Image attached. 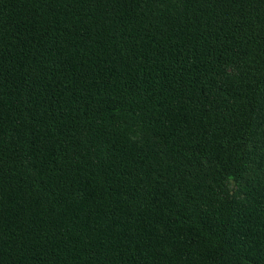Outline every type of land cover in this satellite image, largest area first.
<instances>
[{
  "label": "trees",
  "instance_id": "obj_1",
  "mask_svg": "<svg viewBox=\"0 0 264 264\" xmlns=\"http://www.w3.org/2000/svg\"><path fill=\"white\" fill-rule=\"evenodd\" d=\"M0 264H264V0H0Z\"/></svg>",
  "mask_w": 264,
  "mask_h": 264
}]
</instances>
